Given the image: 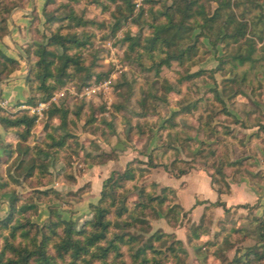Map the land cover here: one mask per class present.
Returning a JSON list of instances; mask_svg holds the SVG:
<instances>
[{
	"label": "trees",
	"instance_id": "1",
	"mask_svg": "<svg viewBox=\"0 0 264 264\" xmlns=\"http://www.w3.org/2000/svg\"><path fill=\"white\" fill-rule=\"evenodd\" d=\"M110 1L117 6L116 11L111 13L114 20L111 35H116L130 19L142 27L140 33L134 37L130 33L126 34L124 39V42L128 43L126 59L137 63L142 69L156 71L157 78L151 83L153 87L162 83L163 78H160V74L163 68L172 67L173 63L181 67L195 64L203 46L202 38L207 39L214 49L219 45H224L227 49L235 45L237 51L232 53L235 69L247 64L255 66L264 60V44L261 47L259 45V42L264 43V0L234 2L171 0L170 5L159 8H156V4L163 2L162 0H144L150 7L143 6L136 16L134 15L136 0H120L121 3L119 0ZM54 2L55 0H47L43 11L46 18L45 26L51 30V36L47 42L26 49L29 67L26 84L29 88V98L25 106L37 105L39 101L37 92L41 94L42 101L49 100L56 90L68 82H74L80 73L86 76L84 79L86 83L92 80L91 67L86 64L84 51L92 47L94 35L87 28L94 26L104 28L105 25L103 22L89 19L85 14L79 15L72 8L64 15H57V11H50ZM20 3L21 0L13 3L0 0V41L8 34V20ZM209 3L217 4L212 14L207 11ZM87 4L111 11L103 0H90ZM234 9H241L240 13ZM58 23L64 25L52 30V26ZM34 27L36 29L34 39H38L40 29L38 18L34 21ZM260 53L263 55L260 56ZM19 67V61L0 54V81L7 80ZM200 74H189L181 78L179 83L191 81ZM97 80H102V76H98ZM163 88L166 93L174 91V87L168 82L163 84ZM234 93L235 96L243 94L239 88H235ZM216 96L217 101L224 105L222 97L218 93ZM151 98L166 100V97L159 98L157 95L144 92L141 100L143 109L148 108V101ZM21 106L23 104L18 105L15 112L7 111L0 106V125L6 132L5 140H0V146L5 152L4 161L0 159V196L10 193L9 211L4 218H0V264H167L168 260L159 248L166 246L172 238L174 241L167 248V253L173 257L176 264H189L185 260L187 254L183 250L182 242L163 231L151 234V225L144 214L151 210L158 218L162 216L160 209L166 206L168 211L165 219L170 225L176 226V212L181 207L175 204V190L165 187L160 194H155L158 186L151 184V191L145 186L138 188L137 204L132 206L129 200L128 184L137 185L140 177L150 173L148 170L135 169L134 164H146L149 170L160 166L168 170L169 167L164 162L167 161L170 152L177 149L174 145L175 136H170L169 133L168 136L173 137V141L170 139L169 145L162 147L164 152L162 163L158 162L157 155L161 149H155L147 156L146 163L136 160L123 173L113 172L104 182L98 204L91 206L93 217L90 221L79 226L75 221L63 219L56 210L51 209L47 222L39 225L33 220L39 211L38 203L51 204L50 197L54 191L41 190L34 187L33 182L38 177L45 179L50 174V165L62 159L61 154L71 149L69 141L73 136L67 130V117L70 111L59 107L51 109L48 113L49 122L62 115L61 124L47 134L48 148L47 146L31 148L28 142L36 126V118L31 117L28 110L20 109ZM196 109L195 103L185 106L179 112H175L172 119L166 120L163 128L178 116L191 117L193 110ZM146 112L142 116L145 117ZM206 115L200 117L201 127L209 126L213 120V115L209 118ZM77 116H80V112ZM49 127L47 125V129ZM171 127L175 125L172 124ZM211 131L217 133L215 129ZM260 133H264V125L260 126ZM23 155L30 157L28 160L26 157L23 159ZM104 159H111V156L90 153L85 161L98 166ZM66 162L69 164L68 160ZM13 163L18 170L23 171V175H13L11 171L7 175V171L4 174L3 167L8 165V169ZM241 163H230L229 167L239 170L242 167ZM226 169L227 167H224L223 170H218L216 175H211L213 180L217 177L219 180L222 179L219 183L224 185V188L219 189L220 196L231 191L226 181ZM187 173L188 171L183 170L171 174L180 179ZM26 183L29 184V188L31 187L29 189L31 193L20 194L16 185ZM217 207H223L227 215L230 213V209L222 201L211 204L205 209L201 225L194 227L193 240L201 238L200 236L206 233L201 231L203 221L207 212ZM244 226L246 227L233 231L235 239L240 238L244 241L250 237H257L262 247L248 248L243 255L237 254L230 263L264 264V219L250 218ZM223 234L220 233L217 241L210 243V247L218 248L219 251H223L224 245L232 247L227 239L221 240ZM230 236L232 237V234Z\"/></svg>",
	"mask_w": 264,
	"mask_h": 264
},
{
	"label": "rangeland",
	"instance_id": "2",
	"mask_svg": "<svg viewBox=\"0 0 264 264\" xmlns=\"http://www.w3.org/2000/svg\"><path fill=\"white\" fill-rule=\"evenodd\" d=\"M5 1L7 3L16 2V0ZM88 1L90 0H78V2L55 0L50 11H57V15H64L70 10L69 8H72L79 15L85 14L91 20L104 23V28L97 26L87 28L94 35L92 47L84 51L86 64L91 67L92 80L86 83L84 80L86 76L80 73L74 82H68L56 90L49 100L42 101L41 94L37 92L39 100L37 105L25 106L24 103L20 107V109L28 110L29 115L36 118V126L32 130L28 142L31 148L46 147L49 143L47 134L61 124L62 115L49 122L48 113L51 109L59 107L70 111L67 117V130L73 136V139L69 141L71 149L61 154L62 159L50 165V174L45 179L38 177L33 182L34 187L54 191L50 197L51 204L38 203L39 211L40 206L45 205L44 208H47L49 215L51 209H54L63 219L71 217L74 219L72 221L82 226L93 217L92 205L89 207L83 205L85 194L89 193L92 188L90 172L95 166L85 161L90 153L111 156V159H104L102 164L115 163L109 176L102 183L103 190L104 182L113 172L123 173L136 160L146 163L147 156L155 149H161L157 155L158 162L162 163L164 153L162 147L169 145L170 139L173 141L174 136L176 137L174 145L177 149L171 151L167 161L164 162L168 165V170L162 166L149 170L146 164H134L135 169L148 170L150 173L140 177L137 185L128 184L129 200L132 206L138 203V188L145 186L150 190L151 184H156L158 189L155 194H160L162 188L170 187L165 183H170L171 178L177 179L172 174L183 170L188 171L186 175L205 173L211 179V185L219 196V189L224 188V185L219 183L222 179L219 180L217 177L213 180L211 175H216L218 170H223L224 167H227L225 170L226 181L230 187L232 184L240 182L242 178L248 179L254 185L263 184L264 133H260V126L264 125V60L255 66L247 64L235 69V61L232 59V53L237 51L235 45L228 49L224 45H219L217 49H214L207 39L202 38L203 46L196 57L195 64L181 67L177 63H173L172 67L163 68L160 74V78H163L162 83L153 87L151 83L157 78L156 71L142 69L137 63L126 59L128 43L124 42L125 36L129 33L133 37L138 35L142 27L130 19L116 35H111L114 22L111 13L116 11V4L110 0H103L111 9V11H105L102 7L88 5ZM136 1H140L141 6L135 8V16L143 6L150 7V4L147 5L144 0ZM162 1L156 4V8L171 4V0ZM119 3H121L120 0ZM216 7V3H209L207 5L208 13L212 14ZM240 10L234 9L238 13ZM43 18L44 20L39 19L38 39L29 43L27 48L45 43L51 36V30L45 26L44 15ZM62 25L64 24H54L52 30ZM198 33L199 31L196 32V34ZM263 44V42H259L260 47ZM259 55L261 56L263 53ZM235 72H237V76H235ZM197 73H201L197 78L179 83L181 78ZM98 76H102V80L98 81ZM108 81L110 83L106 85ZM165 82L172 85L174 91L166 93L163 88ZM235 88L241 89L243 94L235 96ZM88 89L92 91L88 93ZM144 92L157 95L159 98L166 97V100H161L162 98L149 99L147 111L141 105ZM217 93L222 97L224 105L217 101ZM194 103L197 105V109L193 110L191 117L178 116L166 128H163L165 121L172 119L175 112ZM18 105L12 108L8 105L4 109L15 112ZM78 112H80V116H77ZM145 112L147 115L144 117L142 115ZM205 114L208 118L210 115L214 116L209 123L211 127L210 125L200 126V117ZM172 124L176 128L171 127ZM47 125L50 126L48 129ZM254 125L257 126L256 129L253 128ZM213 129L217 130L216 134L211 133ZM169 133L173 137H169ZM25 157L28 160L30 155L22 156L23 159ZM4 159L5 157L3 161ZM15 159L17 158L15 157ZM240 162H242V167L239 170L229 167L230 163ZM7 167L8 165L3 167L4 174L7 171L6 175L10 171L13 175L24 174L22 170L16 168L14 163L8 169ZM201 183H203V179ZM16 186L20 194L31 193L29 190L31 187L29 188L27 183ZM172 189L176 192L175 204L181 207L176 212V226L170 225L165 219L168 211L166 206L160 209L162 216L158 218L151 210L144 214L151 225V234L163 231L182 242L183 250L187 254L185 257L187 263L231 264L230 262L235 259L237 254L241 256L248 248L261 246L257 237H250L243 241L240 238L236 240L233 235L235 229L240 230L246 227L244 225L248 219H263L255 215L253 208H247V206L236 207L233 212L230 209L228 215L223 207L212 208L207 212L201 229L206 233L200 236L201 238L193 240L194 227L201 225L206 213L205 209L215 202L205 201L196 196L195 203L190 206L185 201L186 207L184 208L177 195L178 190ZM230 194L231 191L226 195ZM182 195L184 198L183 193ZM188 197L192 201L193 194ZM9 198L10 193L0 196V218H4L9 211ZM221 199L220 196L218 201ZM198 208H201V212L195 213L194 211ZM219 208L224 211L222 217L220 212H217ZM2 209L4 212L6 211L5 214ZM39 211L33 218L35 222ZM220 233H224L221 240L227 239L232 247L224 245L223 251L210 247V243L216 242ZM173 241L172 238L166 246L159 248L167 258V264H176L173 257L167 253V248Z\"/></svg>",
	"mask_w": 264,
	"mask_h": 264
},
{
	"label": "crops",
	"instance_id": "3",
	"mask_svg": "<svg viewBox=\"0 0 264 264\" xmlns=\"http://www.w3.org/2000/svg\"><path fill=\"white\" fill-rule=\"evenodd\" d=\"M47 0H21L20 6L15 8L8 20V34L0 41V54L19 61L20 67L12 73L5 81H0V94L5 99L10 108L18 104H24L29 98V88L26 84L28 75V64L25 56V49L29 43L35 39L36 29L34 21L38 18L44 20L43 11ZM257 128L256 125L253 126ZM6 132L0 125V140H5ZM5 157V152L0 146V159ZM112 162L104 163L100 166H93L90 179L92 180V188L89 193L85 194L83 205L89 207L97 204L100 200L103 181L109 176L114 166ZM195 174V175H194ZM205 176V177H204ZM203 179V183L201 180ZM170 183L166 185L178 190L177 195L185 206V201L191 206L196 201V196L201 197L205 201L216 202L220 196L213 189L211 179L203 172L190 173L182 179L171 178ZM208 184V185H207ZM231 194L222 195L221 201L226 203L228 209L235 211L236 207L247 206L253 208L256 216L264 219V183L252 184L248 179L242 178L240 182L231 185ZM184 194L181 196V194ZM193 194L192 201L188 197ZM258 207L255 208V206ZM45 205L40 206L39 215L35 218L38 223H45L49 218V212ZM244 209V208H242ZM5 210L7 211L6 207ZM4 209L2 212L5 214ZM201 212V208L194 211ZM222 217L224 211L219 208ZM66 220H74L69 217Z\"/></svg>",
	"mask_w": 264,
	"mask_h": 264
},
{
	"label": "built area",
	"instance_id": "4",
	"mask_svg": "<svg viewBox=\"0 0 264 264\" xmlns=\"http://www.w3.org/2000/svg\"><path fill=\"white\" fill-rule=\"evenodd\" d=\"M140 6H141L140 1H137L136 7L140 8ZM109 83H110V81L106 82V85H108ZM91 91H92L91 89H88L87 92L90 93ZM8 105H9V103L5 99H3L1 94H0V106L2 108H7Z\"/></svg>",
	"mask_w": 264,
	"mask_h": 264
}]
</instances>
